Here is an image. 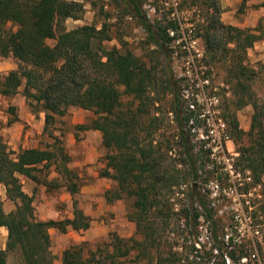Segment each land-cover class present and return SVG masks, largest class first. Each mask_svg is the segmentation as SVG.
Returning <instances> with one entry per match:
<instances>
[{
    "label": "trees",
    "instance_id": "16d2710c",
    "mask_svg": "<svg viewBox=\"0 0 264 264\" xmlns=\"http://www.w3.org/2000/svg\"><path fill=\"white\" fill-rule=\"evenodd\" d=\"M124 2L138 17L149 43L170 55L169 43L179 38L178 22H152L143 10V0ZM189 7H197L204 15L194 21L197 36L203 41L205 54L226 65L227 83L233 86L237 105L251 104L253 108L247 131L238 128L235 118L232 123L237 137L246 135L236 160L243 165L242 174L250 172L251 181L240 192L248 194L251 187L264 185V96L256 95L247 84L256 72L244 64V59L247 49L263 37L262 32L223 24L220 0H189ZM82 12L83 4L77 0H0V56L12 55L17 60L15 69L0 73V93L12 95L22 87V94L44 112L45 129L70 107L97 115L84 127L100 130L103 145L111 150L101 174L114 180L115 186L104 192L105 200L130 199L127 218L134 221L135 233L140 236L115 234L108 245L86 254L84 242L71 243L62 252L61 264H126L128 260L130 264H226V260L229 264H259L251 255L259 247L258 234L264 225V197L251 198L246 205L250 222L237 232L234 246L225 250L223 237L231 241L234 237L219 226L216 204L209 199L212 190L203 191L199 183L214 181L222 190L228 176L217 166L206 169L197 163L186 125L190 117L197 123L202 120L192 110L181 109L182 85L171 74H163V78L154 74L129 49L106 48L102 41L110 36L104 28L84 24L66 29L63 21L78 19ZM47 39L54 43L48 44ZM159 79L173 95L175 132L169 135L160 132L164 116L154 108ZM122 94L132 97L125 110ZM176 137L180 147L177 160L170 155ZM68 160L60 146L55 150L24 147L14 152L0 135V184L15 203L8 212L0 209V228L7 230L0 264H54L48 229L66 232L67 228L78 231L89 227L90 218L76 199L72 201V217L36 219L32 196L22 189L19 175L38 182V166L55 164L65 179L62 185L74 195L79 184L70 176ZM180 194L187 202L178 199ZM177 201L182 203L175 210ZM250 206L255 207L248 210ZM201 217L209 230V247L200 238ZM9 252H16L19 260L9 263Z\"/></svg>",
    "mask_w": 264,
    "mask_h": 264
},
{
    "label": "rangeland",
    "instance_id": "374dc122",
    "mask_svg": "<svg viewBox=\"0 0 264 264\" xmlns=\"http://www.w3.org/2000/svg\"><path fill=\"white\" fill-rule=\"evenodd\" d=\"M77 1L82 2L83 12L78 19H65L63 25L66 29L84 24L95 25L98 29L104 28L110 36L109 40L102 41L106 48L129 49L137 58L146 63V66L154 74L161 75V78H163V74H171L172 78L182 85L179 88L182 110H189L188 101L194 100L198 105L193 112L196 114L203 112L201 111L202 105L198 103L199 101L203 102L201 96L205 95L211 98L213 103L210 115L215 122L218 118L224 122V132L229 138L224 143V149L216 151L212 149L214 145L206 138L209 127L207 128L205 124L202 125L201 121L195 126L189 125V123L186 126L191 132V144L194 147L197 163H203L206 169L217 166L219 172L228 176V184L222 190H219L220 186H216L214 181L205 183L200 180L199 184L203 191L205 188L212 190L209 199L216 204V217L219 226L223 228L226 234L234 237L233 241L228 240L226 236L223 237L224 249L229 250L236 242L237 232L245 228L247 222H250L246 205L249 204L251 198L261 199L264 197V185L251 187L248 194L240 193L246 183L251 181L249 170H245L242 174L243 165L238 164L236 160L239 155L238 147L246 141V135H242L241 138L237 137L232 123L233 118H235L238 128L244 132L247 131L253 108L251 104L240 107L237 105L233 86L227 83L229 75L226 71V65L222 61L212 60L209 55L205 54L203 41L197 36L198 31L194 23L195 20L198 21L203 18L204 15L197 7H189V0H143V10L146 11L152 22H162V24H166L170 20L178 22L179 38L169 43L168 52L170 55L165 56L149 43L145 29L139 23L138 17L129 11L124 0ZM220 8V20L223 24L250 28L253 31L258 28L259 32H262L263 37L247 49L244 64L256 72V76L247 80V84L256 95L263 97L264 0H247L244 3L241 0H220ZM46 42L52 45L54 40L47 39ZM16 67L17 60L12 55L0 56L1 74L4 75ZM155 88L154 108L164 116V123L160 132L169 135L175 132L174 113L171 111L173 109L171 103L173 95L160 82V79ZM121 102L122 109L125 110L131 105L132 97L122 94ZM136 103L137 101H134L133 105ZM96 116L90 110L70 107L66 114L56 117V120L45 129L44 112L37 103L27 99L22 94V87L12 95L0 93V135L8 147L17 152L19 148L24 147L55 150L60 146L68 155L67 166L72 171L70 176L79 184L77 193L74 195L69 193L62 185L65 179L57 171L55 164L48 168L38 166L35 171L39 177L38 182L19 175L23 190L32 196L36 219L59 220L72 217L73 199H76L77 206L85 213L86 206L91 204L87 199H84L85 193L81 191L82 189L93 187L100 191L99 194L104 195L106 190L115 186L114 180L101 174L106 168V155L111 152L102 143V132L98 129L84 127L90 125ZM157 139H161V137ZM176 140L177 137L170 153L175 160L179 158L180 152ZM231 156L233 159H226ZM183 187L186 188V185ZM178 199L185 201L182 194L178 195ZM117 200H120L121 206L112 213L105 210L100 213L99 202L94 203L93 207L98 210L99 215L89 216L90 221L92 219L96 221L97 227L92 226L93 229L77 231L67 228L66 232L55 229L54 232L50 233V249L54 264H61L62 252L71 243L84 242L83 247L86 254L88 250H94L97 246L108 245L115 234L122 237L120 230L124 227L121 218L128 219L127 212L131 211L130 199L121 198ZM181 203H178L175 210H178ZM254 207L250 206L248 210ZM14 208L15 203L6 197L5 187L0 184V209L8 212ZM109 212L112 215L110 217L106 216ZM199 220L202 225L199 228L201 230L200 238L209 247L208 227L202 217ZM132 222L134 223V221ZM260 231L261 233L258 234L259 247L253 249L254 254L251 257L255 255L259 264H264V225L261 226ZM132 236L140 238L135 231ZM6 237V228L1 227L0 249L5 248ZM245 259L243 258L242 261L244 262ZM7 260L9 263L18 261V254L9 252ZM130 263L131 260L126 261V264ZM226 264H229L228 260H226Z\"/></svg>",
    "mask_w": 264,
    "mask_h": 264
},
{
    "label": "built area",
    "instance_id": "2783aa9c",
    "mask_svg": "<svg viewBox=\"0 0 264 264\" xmlns=\"http://www.w3.org/2000/svg\"><path fill=\"white\" fill-rule=\"evenodd\" d=\"M171 35L173 34L172 31H170ZM203 99V102L201 103L200 101L198 103H200L201 106V111L203 112H199L197 114V118H200V120H202L201 122H203L205 125H207V128L209 127V129L206 132V138L209 139L212 144L214 145V148H212L214 151L216 150H223L224 149V143H226L228 141V136L226 135V133L224 132V122L218 118L216 120V122L212 119L211 115H210V110H211V105H212V101L211 98L206 97L205 95L201 96ZM214 97V96H213ZM201 99V98H200ZM197 102H195L194 100H189L188 101V107L189 110H196V106H197ZM204 111H207L206 113ZM209 114V115H208ZM189 125H193L195 126V124L197 123L196 118L195 117H190L188 120ZM228 159H233V157H227ZM232 172V171H231Z\"/></svg>",
    "mask_w": 264,
    "mask_h": 264
},
{
    "label": "crops",
    "instance_id": "0c3cea01",
    "mask_svg": "<svg viewBox=\"0 0 264 264\" xmlns=\"http://www.w3.org/2000/svg\"><path fill=\"white\" fill-rule=\"evenodd\" d=\"M23 189V188H22ZM24 191V190H23ZM82 192H84L85 194L84 199H87V201L89 202V206H86L85 208V214L91 217H94L95 215H99L98 210H95V208L93 207L94 203L97 201L99 202L98 208L101 209L100 213H103V210L105 211H110L111 213L114 212L116 209L120 208V200H117L115 202H108L105 200V197L103 194H99V190H96L93 187H89V188H85L81 190ZM25 192V191H24ZM27 193V192H26ZM27 194H30L29 192ZM31 195V194H30ZM106 214V216H112L111 213ZM117 216V215H116ZM122 220V224H123V229L120 230V234L122 237H130L133 235L134 231H135V224L130 221L129 219H126L125 217L121 218ZM42 220V219H41ZM96 221H94L93 219L90 221V225L87 228V230L89 229H93V227H95L96 225ZM4 227V226H3ZM91 227V228H90ZM97 227V226H96ZM101 228V227H100ZM56 228H49L48 229V233L50 235L51 232H54ZM86 230V229H85ZM7 231V230H6Z\"/></svg>",
    "mask_w": 264,
    "mask_h": 264
}]
</instances>
